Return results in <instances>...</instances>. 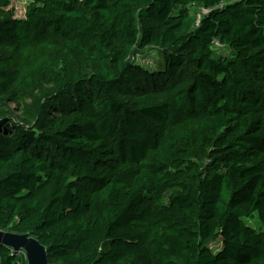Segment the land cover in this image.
Here are the masks:
<instances>
[{
	"label": "trees",
	"instance_id": "trees-1",
	"mask_svg": "<svg viewBox=\"0 0 264 264\" xmlns=\"http://www.w3.org/2000/svg\"><path fill=\"white\" fill-rule=\"evenodd\" d=\"M13 1L0 231L50 264H264V0Z\"/></svg>",
	"mask_w": 264,
	"mask_h": 264
},
{
	"label": "water",
	"instance_id": "water-1",
	"mask_svg": "<svg viewBox=\"0 0 264 264\" xmlns=\"http://www.w3.org/2000/svg\"><path fill=\"white\" fill-rule=\"evenodd\" d=\"M0 246H5L15 253H24L28 264H50L48 252L35 237L0 231Z\"/></svg>",
	"mask_w": 264,
	"mask_h": 264
},
{
	"label": "rangeland",
	"instance_id": "rangeland-1",
	"mask_svg": "<svg viewBox=\"0 0 264 264\" xmlns=\"http://www.w3.org/2000/svg\"><path fill=\"white\" fill-rule=\"evenodd\" d=\"M31 3V0H14L8 10H12L16 19H24L27 11V7ZM220 53H226L223 47L217 49ZM138 64L141 66L153 70L158 67H165V57L159 53L158 50H148L144 52L143 56L137 58ZM248 222L256 229H261V225L258 220L251 219Z\"/></svg>",
	"mask_w": 264,
	"mask_h": 264
},
{
	"label": "built area",
	"instance_id": "built-area-1",
	"mask_svg": "<svg viewBox=\"0 0 264 264\" xmlns=\"http://www.w3.org/2000/svg\"><path fill=\"white\" fill-rule=\"evenodd\" d=\"M223 4H221V6H222ZM210 10H208L207 12H209Z\"/></svg>",
	"mask_w": 264,
	"mask_h": 264
}]
</instances>
